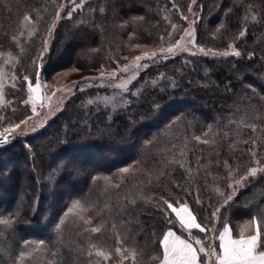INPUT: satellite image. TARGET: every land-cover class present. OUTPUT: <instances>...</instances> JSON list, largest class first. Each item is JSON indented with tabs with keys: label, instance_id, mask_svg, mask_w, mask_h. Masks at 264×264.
Listing matches in <instances>:
<instances>
[{
	"label": "trees",
	"instance_id": "16d2710c",
	"mask_svg": "<svg viewBox=\"0 0 264 264\" xmlns=\"http://www.w3.org/2000/svg\"><path fill=\"white\" fill-rule=\"evenodd\" d=\"M61 3L66 0H0V68L18 78L16 86L6 90L2 128L30 116L22 103L27 96L23 76L34 79L32 61ZM70 8L67 4L61 12L44 55L45 81L69 71L100 74L101 66L107 73L118 67L117 61L124 65L143 52L159 53V48L179 40L189 25L183 17L190 15L196 20L199 47L218 53L235 50L241 56L157 55L155 63L142 62L149 67L119 107L101 101L89 105V99L102 94L98 89L77 92L39 133L9 137L0 145V218H14L15 223L12 229L0 226V264H14L25 240L46 241L50 250L63 254L58 264H69L63 244L84 241L66 229L59 242L53 229L76 200L102 209L105 203L115 207L130 192L152 197V203L138 201L134 209L116 217L118 222L132 220L128 227L134 238L126 239L125 245L143 250L138 264H158L149 257L162 252L159 241L168 228L188 238L178 225L166 223L161 197L174 206L186 202L202 226L222 230L228 225L234 236L253 219L264 220V173L240 188L218 219L212 216L222 204L219 192L231 191L228 166L239 169L237 175L256 166L254 159L264 166V0H84L82 9L67 18ZM25 14L34 20L42 17L31 40L22 27ZM250 124L256 125L255 131L247 127ZM209 126L212 131L205 136ZM196 136L213 142L202 144ZM249 149L256 152L255 158ZM173 158L184 167L167 162ZM122 168L135 174L122 173ZM117 183L120 187H113ZM169 218H175L174 213ZM119 231L123 237L124 229ZM192 234L202 240L208 235L199 230ZM94 239L113 251L106 264H115V236ZM46 259L51 257L40 256L38 264Z\"/></svg>",
	"mask_w": 264,
	"mask_h": 264
},
{
	"label": "snow or ice",
	"instance_id": "6c2138e0",
	"mask_svg": "<svg viewBox=\"0 0 264 264\" xmlns=\"http://www.w3.org/2000/svg\"><path fill=\"white\" fill-rule=\"evenodd\" d=\"M83 3L84 0H80V3H77V0H66V3L58 5L57 11L53 17V22L48 26L41 39L39 53L32 61L36 75L34 79H30L28 75L23 76V80L27 82L26 90L28 96L22 101V103L26 106L30 105L31 112L34 115H39L37 106L41 109L48 108V115H51L55 110L53 109L51 102L53 97L57 96V93L60 94L59 98L62 100L69 94H74L78 85H80L78 90L84 91L82 85L88 82H95L99 86H115L127 93L129 92L128 83L130 80L135 78L141 68L149 67L148 63L142 62H156L158 55L156 51L143 52L141 55H135L128 64L120 65L119 61H117L118 67L110 72L106 73L103 66H101L98 77H83L82 81H74L71 85H65L62 87H57L54 84L53 89L50 92L42 91V88L47 87V81H41L40 79V72L43 68V58L50 49V41L56 28V24L61 19V12L67 4H70L71 8L66 13V17L71 18L72 14L77 11V9H82ZM193 3H195V0H193ZM251 8L252 5H249L248 10H251ZM189 11H191V9H189ZM183 18L187 20L186 16ZM252 18L255 19V14H253ZM39 19H42V17H38L34 20L31 14H25L23 16L22 27L27 30L28 40H31V38L36 36L39 32V28L37 27ZM244 19H248L247 15H245ZM195 23L196 20L191 22V24ZM173 27L175 28L176 26L173 25ZM246 31L247 29L242 30L239 35L244 36ZM19 35L23 36L24 33L21 32ZM184 37H187L188 39L185 40ZM12 40L16 42L20 51L23 52L24 48L18 37L13 36ZM188 45L195 46L194 29L191 27L184 30V36L181 37L180 40L167 47L159 48V53L165 58L168 56H175L178 54V51H188ZM135 47L139 48L141 46L136 45ZM198 51L204 55L211 53L213 55H222L225 57L229 55L235 57L241 56V53L235 50L232 52L224 51L218 53L212 49L206 50L203 47H198ZM0 55H3V53H0ZM193 55H195V53H193ZM123 59L127 60L128 58L124 57ZM72 71L78 72L80 70L74 68ZM129 72L132 73V76H130L128 80H122L118 85L114 84L119 74ZM57 75H63V73H58ZM11 78L14 81L12 84V87L14 88L16 86L15 81L18 78L14 75ZM3 86V73L0 72V96L3 95ZM87 103L92 105L94 102L92 99H89ZM0 119H3V117H0ZM31 120L32 116H29L26 119H22L19 123L9 125L8 127H5L3 131H0V145L6 143L11 134H15L17 130H20L22 124L28 125ZM247 127L252 128L253 131L256 130L255 124L247 125ZM35 130V128H32V131ZM211 131L212 128L209 126L208 131L205 132L204 135L207 136L208 132ZM224 135L226 137L227 133ZM194 139L202 144H210L213 142L209 139H202L200 136H196ZM147 143L151 145L152 141H147ZM245 143H247V141H245ZM252 143L255 144V141ZM172 147H175V145ZM168 151H170V149H168ZM249 152L253 158L256 157L255 151L249 149ZM181 156H183V152H181ZM167 162L180 163V161H176L175 158ZM254 163L256 166L249 167L245 173L237 175L239 169L233 170L227 165V161H225V166L229 167L228 179L230 182L228 183V188H230L231 191L227 194L219 192V195L222 197V204L213 211V217L218 219V214L221 211V208L227 206L233 200L234 195L240 188L247 186L245 181L248 180V177H256L258 172H264V166H261V160L254 159ZM180 166L184 167V164L180 163ZM136 171L139 170L137 169ZM189 171L191 170L189 169ZM120 172L135 174L133 169L130 168H122L120 169ZM113 187L119 188L120 184H114ZM160 199L166 206L165 208L160 209L165 215L166 223L169 225H178L179 230L187 233L188 238L178 235L176 231L172 230V228H168L159 241V244L162 247V252L150 256V261H157L158 264H264V220L253 219L250 223L241 227L238 234L234 236L231 227L228 225H224L222 230H218L215 227L208 228L202 226L201 223L197 221L196 215L192 212L186 202L180 203L177 201V206H174L172 202L163 199V197ZM124 201H126V204L123 203ZM138 201L152 203L153 199L150 196L143 195L142 192H138L136 195H132L130 192L122 198V201H118L115 207L105 203L102 209L95 208V205L84 204L79 200L73 201L67 208V211L63 213L62 217L58 218L54 223L53 229L56 234V239L59 242L64 241V233L66 229L70 232H74L77 237L84 241L83 244H63V246L68 248L69 251V264H76V261L80 259H83L85 264H106V262L112 260L113 251H111L107 245H102L98 240L94 239V237L103 236L104 234H108L109 237L115 236L116 238L117 246L114 249V253L118 259L115 261V264H126V262H130V264H138L139 260L143 257V250H138L135 245H125L126 239L130 238V236L134 238V234H131L130 228L128 227V225L132 223V220H128L127 222L122 218L119 222L116 220L117 216L122 217L126 214V209H134ZM197 203L201 202L197 199ZM168 209L171 210L170 213L167 211ZM89 213H92V215H89ZM172 213L175 214V218H169ZM69 217H71V220H69ZM14 223V218H0V226H5L8 229H12ZM120 229H124L123 237L120 235ZM193 229L199 230L200 233H208V235L202 240L201 238L193 236ZM9 238L11 237L9 236ZM217 240L219 241L218 245L214 243ZM217 247L219 248V251H217ZM23 249L24 250H20L14 257V264H26V261L28 264H38L40 256L44 254L51 257V259L45 260V264H58L57 258L63 255L61 252L50 250L44 240L38 242L25 240L23 241Z\"/></svg>",
	"mask_w": 264,
	"mask_h": 264
},
{
	"label": "rangeland",
	"instance_id": "374dc122",
	"mask_svg": "<svg viewBox=\"0 0 264 264\" xmlns=\"http://www.w3.org/2000/svg\"><path fill=\"white\" fill-rule=\"evenodd\" d=\"M193 21V16L190 15V17L187 18V22H188V28L190 27L193 29V25L191 24V22ZM186 30V29H185ZM184 36V32L182 33L181 37ZM194 36H195V46L192 45H188L189 50L185 51V52H179L178 55H188V56H197V55H204L202 53H200L198 51V45H197V41H196V33L194 30ZM181 37L179 38V40L181 39ZM185 40H187V37H184ZM193 53H195V55H193ZM158 56L160 55V57H163L162 54L157 53ZM210 56H222V55H213V54H208ZM207 56V55H206ZM168 57H174V56H168ZM144 68H141L138 72V74L135 76L134 79H131L130 82L128 83V87L130 89L131 85L138 79L141 71H143ZM0 72L3 73V81H4V86H3V95L0 96V117H3V119H0V124L2 121H4L5 119V115L3 113V110L6 107V102H7V98H6V90L8 87H11L12 84L14 83V81H12V79L9 76V72L3 68H0ZM99 74H92V73H72L71 71L69 72H64L63 75H56L54 76L51 80L47 81V87L42 88V91L44 92H50L53 89V85L55 84L57 87H62L65 85H71L74 81H82L83 77H98ZM132 76V73H121L117 79L115 80L114 84L118 85L119 83H121L122 80H128V78ZM40 79L41 81H45L42 70L40 72ZM84 91H79V87L80 85L77 86V90H75V93L77 92H86V91H91L93 89H98L100 90V92H102V94H100V96L97 98H93V102H102L107 104L108 106H116L119 107L120 106V100H121V105H122V99L123 96L126 94L123 90L119 89L118 87L115 86H99L97 83L95 82H88V83H84L83 85ZM103 91H108L107 92H103ZM74 94H69L66 98L64 99H60V94L57 93L56 97H53L52 99V107L54 110V112L51 115H48V108H44L41 109L39 106H37V111L39 112V115H34L31 112V106L28 105L27 107L29 108V112H30V116H32V120L29 121L28 125H21V129L17 130V132L15 134H11L10 137H12V139H17V138H26V137H30L33 136L37 133H39L41 130H43L48 123H50L53 119H55L62 111L63 109L66 107L67 103L71 100V98L75 95ZM111 95H110V94ZM115 94V95H113ZM28 96V93H27ZM26 96V98H27ZM8 127V126H5ZM32 128H35V131H32ZM4 128H2L0 126V131H3ZM264 172H258L256 177H248V180L245 181V184L252 180L255 179L257 177H259L261 174H263ZM71 218V217H69ZM70 220V219H69Z\"/></svg>",
	"mask_w": 264,
	"mask_h": 264
},
{
	"label": "crops",
	"instance_id": "0c3cea01",
	"mask_svg": "<svg viewBox=\"0 0 264 264\" xmlns=\"http://www.w3.org/2000/svg\"><path fill=\"white\" fill-rule=\"evenodd\" d=\"M175 215V214H174ZM197 229H193L192 231H196Z\"/></svg>",
	"mask_w": 264,
	"mask_h": 264
}]
</instances>
